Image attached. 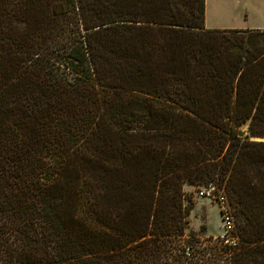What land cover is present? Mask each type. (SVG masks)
<instances>
[{"label":"trees","instance_id":"16d2710c","mask_svg":"<svg viewBox=\"0 0 264 264\" xmlns=\"http://www.w3.org/2000/svg\"><path fill=\"white\" fill-rule=\"evenodd\" d=\"M205 12L0 0V264H264V30ZM185 184L229 242L187 234Z\"/></svg>","mask_w":264,"mask_h":264},{"label":"rangeland","instance_id":"374dc122","mask_svg":"<svg viewBox=\"0 0 264 264\" xmlns=\"http://www.w3.org/2000/svg\"><path fill=\"white\" fill-rule=\"evenodd\" d=\"M247 3L250 4L249 13H247L246 10L244 11V9L249 7ZM260 6L261 4L258 0H214V3L210 4V7L214 8V11H221V13L224 12L222 19L221 17H218V15H215L216 19L219 22L225 21V23H229L226 24L228 27H232L218 28L220 30L238 29L237 26L240 27V29L246 30L254 29L256 26H260L257 23L259 20H264L263 17H261V11H263L264 15V2L263 9L260 8ZM258 8L261 9V11H257L256 9ZM242 131H247V128H244ZM261 140L262 139H257V141ZM184 191L188 198H190L193 202V210L189 218L190 223L187 234L194 232L201 238V240L210 237L214 239L221 238L231 240L232 234L229 236L225 234V219L221 213L224 207L219 197H222L223 192L219 191L215 186L204 187L188 184L184 185ZM208 191L213 193V197L211 199L201 196L202 193ZM202 226L206 227L205 232L201 231Z\"/></svg>","mask_w":264,"mask_h":264},{"label":"crops","instance_id":"0c3cea01","mask_svg":"<svg viewBox=\"0 0 264 264\" xmlns=\"http://www.w3.org/2000/svg\"><path fill=\"white\" fill-rule=\"evenodd\" d=\"M258 1L261 4L260 8L263 9V2H264V0H258ZM212 3H214V0H206V12H205V26H206V28L207 29L232 28V27H228V25H226V24H229V23H225V21L224 22L223 21L219 22L216 19L215 15H218V17H221V19H222L223 15H224V12L221 13V11H220L221 16H220V14H217L216 11L213 10L214 8L213 7L212 8L210 7V4H212ZM248 6L249 7L247 9H244V11L246 10L247 13H249L250 4H248ZM256 10L257 11H261V9H259V8L256 9ZM256 10H254V11H256ZM217 12H219V11H217ZM261 12H262L261 13V17H263V19H264L263 11H261ZM257 24L260 25V26H256L254 28V30H264V20L263 21L262 20H259V22ZM237 28L240 29V27H238V26H237Z\"/></svg>","mask_w":264,"mask_h":264},{"label":"built area","instance_id":"2783aa9c","mask_svg":"<svg viewBox=\"0 0 264 264\" xmlns=\"http://www.w3.org/2000/svg\"><path fill=\"white\" fill-rule=\"evenodd\" d=\"M211 189V188H210ZM214 191V190H213ZM202 197H206L208 199H211L213 197V193L212 192H205V193H202L201 194ZM220 200H221V203L223 204V209H222V215H223V218L225 219V225H226V235L229 236L231 231L233 230V222H232V219L230 218L229 216V211H228V208L225 204V201L222 197H219ZM230 240L227 239V242H229Z\"/></svg>","mask_w":264,"mask_h":264},{"label":"water","instance_id":"95a60500","mask_svg":"<svg viewBox=\"0 0 264 264\" xmlns=\"http://www.w3.org/2000/svg\"><path fill=\"white\" fill-rule=\"evenodd\" d=\"M245 136V132L244 131H241L240 133H239V137H244Z\"/></svg>","mask_w":264,"mask_h":264},{"label":"bare ground","instance_id":"6f19581e","mask_svg":"<svg viewBox=\"0 0 264 264\" xmlns=\"http://www.w3.org/2000/svg\"><path fill=\"white\" fill-rule=\"evenodd\" d=\"M217 14H221L220 11L219 12H216Z\"/></svg>","mask_w":264,"mask_h":264}]
</instances>
